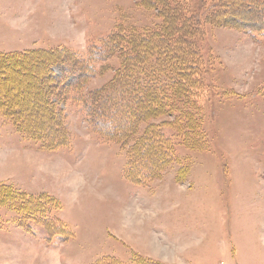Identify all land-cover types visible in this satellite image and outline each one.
<instances>
[{
	"label": "rangeland",
	"instance_id": "rangeland-1",
	"mask_svg": "<svg viewBox=\"0 0 264 264\" xmlns=\"http://www.w3.org/2000/svg\"><path fill=\"white\" fill-rule=\"evenodd\" d=\"M141 1L0 0L1 200L27 195L18 209L0 205V264H264V37L250 29L264 21L258 0L234 1L205 25L213 65L196 83L197 134L173 138L175 155L147 183L128 177L126 151L102 142L65 96L82 64L71 49L156 20ZM165 110L170 122L179 115ZM37 196L65 203L50 214L64 211L79 231L48 239L57 223L33 212Z\"/></svg>",
	"mask_w": 264,
	"mask_h": 264
},
{
	"label": "trees",
	"instance_id": "trees-1",
	"mask_svg": "<svg viewBox=\"0 0 264 264\" xmlns=\"http://www.w3.org/2000/svg\"><path fill=\"white\" fill-rule=\"evenodd\" d=\"M234 1L239 0H142V6L157 10L156 20L144 26L121 23L91 44L86 53L71 49L82 64L75 65L78 81L65 96L84 114L102 142L126 151V173L136 175H129L130 179L147 183L158 173L154 170L164 171L175 155L173 138L194 140L198 128L194 110L199 109L196 83L203 76L209 78L213 65L204 46L205 25ZM258 1L264 12V0ZM250 26L252 34L264 37V21ZM114 67V76L102 85L89 87L94 78ZM166 106L179 113L171 122L166 118ZM36 131L26 134L40 135ZM68 144L69 138L59 146ZM18 190L7 201L1 200L6 192L0 191V205L10 202L18 209L19 199L26 203L25 191ZM32 200L27 202L39 205L31 208L33 212L57 223L53 232L48 231V239L57 242L75 235L66 220L50 214L63 206L61 201L50 196Z\"/></svg>",
	"mask_w": 264,
	"mask_h": 264
},
{
	"label": "crops",
	"instance_id": "crops-1",
	"mask_svg": "<svg viewBox=\"0 0 264 264\" xmlns=\"http://www.w3.org/2000/svg\"><path fill=\"white\" fill-rule=\"evenodd\" d=\"M64 207H65V203H64V205H63ZM61 216L63 217V219L64 220H66L69 224H71V226L75 229V231H76V233L79 231V227H78V225H76V224H74L73 222H72V218H69V217H67V216H65L64 215V211H63V213L61 214ZM83 235V234H82ZM82 235L81 234H79L77 237H82ZM62 253V252H61ZM63 254V253H62ZM60 261L62 262V258H63V255H61L60 254ZM64 259V258H63ZM64 264H65V262H64Z\"/></svg>",
	"mask_w": 264,
	"mask_h": 264
}]
</instances>
